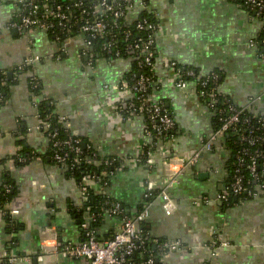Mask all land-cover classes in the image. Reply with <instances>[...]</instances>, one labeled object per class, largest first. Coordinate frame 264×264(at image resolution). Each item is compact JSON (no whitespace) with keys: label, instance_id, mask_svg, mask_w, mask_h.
Masks as SVG:
<instances>
[{"label":"crops","instance_id":"crops-1","mask_svg":"<svg viewBox=\"0 0 264 264\" xmlns=\"http://www.w3.org/2000/svg\"><path fill=\"white\" fill-rule=\"evenodd\" d=\"M128 1L134 13L144 8L141 0ZM147 1L159 20L149 98L164 104L175 121L170 137L155 143V164L150 169L136 161L140 148L152 143L145 118L124 116L119 109L120 86L131 60L102 55L93 59L79 35L58 43L46 32L18 31L12 27L18 8L11 0H0V72L13 80L0 105V189L5 180L14 188L7 207L19 210L18 249L29 258L22 256L15 264H87L82 259L50 257L59 243L82 240L79 215L85 199L79 185L47 157L50 144L39 126L28 75L10 71L35 57L31 72L40 80L53 114L101 159H117L109 181L97 189L118 202L126 216L135 215L143 205L147 181L161 188L164 161L173 158L171 169L176 170V159L198 154L194 166L180 170L176 182L166 188L174 202L171 214L157 198L144 224L151 237L179 242L164 264H264V191L251 198L234 196L231 205L218 199L231 181L230 155L219 140L210 151L202 148L214 131V114L194 93L197 83L186 79L187 87L175 85L176 70L170 66L174 62L191 68L200 78L217 73L218 91L243 107L264 92V59L256 43L263 22L229 0ZM22 148L33 158L16 166L12 158ZM2 222L0 256L7 239ZM119 226L117 217L105 214L97 234L103 239ZM39 255L43 262L37 260Z\"/></svg>","mask_w":264,"mask_h":264},{"label":"built area","instance_id":"built-area-1","mask_svg":"<svg viewBox=\"0 0 264 264\" xmlns=\"http://www.w3.org/2000/svg\"><path fill=\"white\" fill-rule=\"evenodd\" d=\"M67 3L60 4L58 0H14V3L19 11V17L13 22L12 27L18 31L34 32L38 30L41 32L53 31L55 28H59L65 32H69L75 24H78V35L83 38L87 47H90L92 40L103 38L108 35L107 28L109 22L105 20L107 14H110L113 20H117L124 15V10L121 5L110 4L106 0H89L90 5L84 6L81 0L72 1L66 0ZM129 2L128 0H126ZM236 3L242 2L246 9L255 14L263 22L264 30V0H229ZM238 4V3H236ZM242 4H238L242 6ZM130 9L132 6L129 5ZM73 13V14H72ZM76 14V16L74 15ZM155 17L158 18V14L155 13ZM139 29H151L152 33L149 34L145 40L137 39L130 41V34L125 32L124 40L130 41L126 47V53L130 56L128 59H137V65L139 69L148 67L153 71L154 68V44L157 26L147 25L145 28L138 24ZM113 39V37H111ZM262 52L261 57L264 59V40L261 42ZM103 49L106 53L111 52V44L104 46ZM136 53V55H135ZM131 55H134L132 57ZM117 58L119 52L115 53ZM38 58H30L26 61V64L32 65ZM176 70V83L179 88L187 87V81L185 78H195L197 80V87L194 88V93L198 95L205 103L207 108L214 114L216 90L218 82V74L211 73L206 77L200 78L197 76L193 69H181L177 68L176 64L172 62L170 64ZM152 83L148 76L144 74L130 73V76L124 80L120 89L123 92V98L120 100L119 109L121 113L127 112L129 115H142L146 120V136L152 137V134L156 137L166 136L175 127V121L170 115L162 103H154L147 95L149 86ZM225 108H220L217 111V121L219 126L213 132H211L206 140L203 142L202 148L206 151L212 150L215 142L219 140L225 134L237 133L241 124H247L249 120L247 118H240L242 112L246 108H250L253 105L264 104V92L259 96L253 97L248 101L245 106H237L231 99L224 96L223 98ZM215 115V114H214ZM260 127L264 133V116L259 119ZM40 126V124H39ZM49 144L52 149V159L57 166L62 170H65L69 165L67 163L71 160L72 154H78L80 147L83 148L80 140L68 136L61 138L59 130L57 128L51 129L49 126L44 128ZM241 140L246 142L247 145L252 146L256 142L264 145V136H255L252 131H248L241 137ZM86 146V144H85ZM260 156L259 151L249 152L244 149L236 156V165L231 176V181L226 189L218 196L221 201L226 200L228 196H239L245 194L247 197L254 196L251 190L245 187L246 181L242 175V168L244 167L252 177L254 181L258 179L256 173L257 158ZM198 158V154L193 155L190 158L183 159L178 158V169L172 170L173 158H169L164 161L166 168V174L163 179L161 188H157L154 183L147 181L145 183L144 203L141 209L133 216H124V211L121 205L113 200L105 202L107 209L104 210L106 215L113 217L121 216L120 226L109 239H100L97 232L92 230L89 226L91 215H88L86 221L80 224L82 230V240L79 243L64 242L54 246L51 250V258H66V259H82L87 264H164L165 258L169 253L176 251L179 247V242H164L158 243L157 240L154 243L157 248L162 252L158 259H154L153 256H148L142 259L139 257L137 262H133L130 257L140 248L145 238H143L139 231L138 225L145 222L149 216L150 207L152 202L160 198L163 201V209L166 214H171L174 210V202L170 195L167 193L166 188L170 187L176 182V177L185 167L194 166ZM245 158L247 161L245 162ZM144 160V161H143ZM138 163L144 162L147 168H152L155 164L153 153L150 149L144 151V147L140 148L138 156L136 158ZM17 162H25L23 158L17 157ZM106 164L111 165L112 162L108 161ZM245 165V166H244ZM264 168V164L261 165ZM96 176H84L80 181L79 191L81 196L85 199L88 188L100 189L97 184L99 180H95ZM261 188H264L261 186ZM97 189V190H98ZM3 190L6 194L11 191L10 186L4 185ZM156 191V194H154ZM6 203V208L7 207ZM5 212L0 211V219H2ZM19 214L17 209H9V216L16 218ZM15 237V234L11 235ZM225 245V244H221ZM20 257L17 256L16 250L11 252L4 251L0 256V264H15ZM23 259L27 260L28 257L23 256ZM39 262H43L44 256L39 255L37 257Z\"/></svg>","mask_w":264,"mask_h":264},{"label":"trees","instance_id":"trees-1","mask_svg":"<svg viewBox=\"0 0 264 264\" xmlns=\"http://www.w3.org/2000/svg\"><path fill=\"white\" fill-rule=\"evenodd\" d=\"M73 1V0H72ZM77 1V0H74ZM110 4H118L121 5L124 10V15L118 18L117 20H113L110 14H107L105 17V20L109 22V27L107 28L108 35L103 38L94 39L91 42L90 47H88V53H90L91 57L95 59V56H105L107 59H115L117 58L115 56L116 52H119V57L126 59L127 57H130L125 50L126 45L133 40L142 39L145 40L148 38L149 34L152 33L151 29H146L145 27L147 25H154L158 27L159 20L155 17V10H153L151 7H149V2L147 0H141L144 8L140 10L137 13H134L129 8L132 4L127 2L126 0H106ZM11 2H14V0H11ZM60 4L67 3L66 0H58ZM81 2L84 4V6H89L90 1L89 0H81ZM236 3L242 4V2L237 1ZM242 7L246 9V6L242 4ZM73 14V13H72ZM76 16V14H74ZM18 16L14 19V21L17 20ZM138 24H141L145 29H139ZM38 30H34L36 32ZM125 32H128L130 34V41L124 40V34ZM52 40L61 43L65 39L72 38L78 35V24H75L74 27L69 31L65 32L59 28H55L53 31L46 32ZM113 37V39L111 38ZM264 40V30H262L261 35L258 37L256 43L259 44L261 47V42ZM111 44V52L106 53V51L103 49L104 46H107ZM155 53V51H154ZM136 55V53H135ZM134 57V55H131ZM155 59V54H154ZM131 63V69L129 72L125 75V79L130 76V73H136V74H144L145 76H148L150 78L151 83L154 82V76L153 71L148 68L144 67L142 69L138 68L137 65V59L130 58ZM177 68H181L183 70L185 69H191L188 67H182L178 66ZM32 65L26 64V62L22 63L21 65H18L14 68H11L10 71L12 75L17 74H27L28 75V85H29V91L33 95L35 99H37L36 102V110H37V119L40 124V129L44 131V128L46 126H49L51 129L57 128L59 130V134L61 138H66L68 136H71L69 130L64 126V123L62 120L59 119L55 114H53V107L49 104V100L47 98H43L41 93V84L40 80L34 76L31 72ZM195 71V70H194ZM196 72V71H195ZM197 74V72H196ZM198 76V75H197ZM190 81H193L197 83L196 77L195 78H185ZM186 80V81H188ZM12 79H8L6 74L3 72H0V105L3 101H5L6 93H7V85L9 83H12ZM198 85V83H197ZM151 90V86H149V91L147 95H149V92ZM216 101L214 105V109L216 112H214L213 117V128L214 130L217 129L219 126V123L217 121V111L220 108H225V105L223 104V98L225 95L218 93L216 90ZM228 99H230L228 96H225ZM232 101V100H231ZM166 108V107H165ZM166 110L169 112V109L166 108ZM123 115L126 116L127 112L123 111ZM264 116V104L263 106L253 105L251 108H246L243 110L240 118H247L249 122L247 124H241L239 126V131L237 133H228L223 135L219 138V143L226 148L228 151L230 158L228 162V172L230 177L232 176V173L234 171L235 165H236V156L240 153L241 150H248L249 152H255L259 151L260 156L257 158V167H256V173L258 176V179L254 181L252 177L250 176L249 172L245 170V168H242V175L245 178L246 184L245 187L248 190H251L253 195H258L260 191H264V168L261 167L262 164H264V145L259 144L256 142L252 146H249L246 144V142L241 140V137L245 135L249 130L252 131L253 135L257 136H264L263 130L259 129L260 122L259 119ZM172 132V131H171ZM171 132H169L166 136H160L156 137L154 133L152 134V143L144 147V151H147V149H150L152 152L154 151V146L157 140L163 138V137H170ZM22 133V141L20 140L18 144L22 145L24 142V131ZM45 135L46 132H44ZM73 137V136H72ZM75 138V137H73ZM78 139V138H76ZM80 152L78 154H72L71 160L67 163L69 165L64 171L65 175L71 179H73L77 184L80 183L82 178L84 176H92L95 175V180H99L97 183L99 187H103L104 184H106L109 181V178L115 171L116 167H118L119 163L117 162V159H101L99 154L93 149L91 146H84L83 148L80 147ZM23 149V148H22ZM23 149L19 154L13 156V160L16 166L26 164L33 158L32 155L27 154L26 151ZM17 157L23 158L25 162L19 163L17 162ZM47 157L50 158L53 164L55 162L52 159V149L49 145V150L47 152ZM106 160L111 161V165L106 164ZM107 161V162H108ZM144 161V160H143ZM141 161V165H144V162ZM247 159L245 158V162ZM56 165V164H55ZM57 166V165H56ZM245 166V165H244ZM59 167V166H57ZM60 168V167H59ZM10 186L11 191L6 194L3 188L0 189V211L5 212L2 216V227L4 234L6 235V244H5V251L11 252L13 249L16 250L17 256L22 257L24 256L19 252L18 244H19V233L22 231V224L19 222L17 218H12L9 216V209L6 208V203L10 202V199L12 197V192L14 190L13 186L11 185V182L8 180H5V182L2 185ZM154 194H156V191H154ZM233 197L234 196H228L224 201V204L231 205L233 203ZM240 199H244L247 197L245 194H241L239 196H236ZM253 196H250V198ZM109 201V198L101 193L98 192L97 189H94L93 187L88 188L87 195L85 197V204L83 207V212H81L80 216V224L84 223L86 221V217L83 216V214L86 212L89 215L92 216L93 220L89 223V226L92 230L97 232V227L100 224V221L103 219L105 212L104 210L107 209V206L105 205V202ZM141 209V207L139 208ZM124 216L126 214L124 213ZM121 216H118L117 218L120 220ZM145 222L138 225V231L140 235L145 238L142 245H140V248L135 251V253L130 257V259L133 262H137L139 260V257L141 256L142 259L148 256H153L154 259H158L161 256V251L157 248V245L154 243L155 240H157L158 243H164L166 242L163 239H156L149 235V233L145 229ZM15 234V237H12L11 235ZM112 236L109 235L105 239H109ZM99 237V235H98ZM102 239V238H100ZM208 264V263H206Z\"/></svg>","mask_w":264,"mask_h":264},{"label":"water","instance_id":"water-1","mask_svg":"<svg viewBox=\"0 0 264 264\" xmlns=\"http://www.w3.org/2000/svg\"><path fill=\"white\" fill-rule=\"evenodd\" d=\"M25 32V31H24ZM9 76L11 75L10 73L8 74ZM82 146L84 147L85 146V144L84 143H82Z\"/></svg>","mask_w":264,"mask_h":264}]
</instances>
